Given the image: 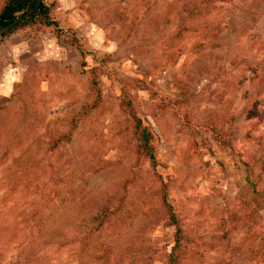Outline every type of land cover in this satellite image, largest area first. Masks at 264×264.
Here are the masks:
<instances>
[{
  "label": "rangeland",
  "instance_id": "rangeland-1",
  "mask_svg": "<svg viewBox=\"0 0 264 264\" xmlns=\"http://www.w3.org/2000/svg\"><path fill=\"white\" fill-rule=\"evenodd\" d=\"M44 2L0 36V264H264V0Z\"/></svg>",
  "mask_w": 264,
  "mask_h": 264
},
{
  "label": "trees",
  "instance_id": "trees-1",
  "mask_svg": "<svg viewBox=\"0 0 264 264\" xmlns=\"http://www.w3.org/2000/svg\"><path fill=\"white\" fill-rule=\"evenodd\" d=\"M37 0H4L0 6V27L7 25L19 15H22L35 5ZM41 24L44 26H57V22L50 17V7L42 1L37 9L24 20L17 23L10 29L0 33V36H9L16 30ZM126 114L129 118L131 132L134 137V153L136 157H144L151 165H155L156 158L152 144V133L143 125L141 119L137 116L134 107L128 103L125 106ZM165 198V196H164ZM179 237L176 235L175 244L168 255L167 264H180L179 258Z\"/></svg>",
  "mask_w": 264,
  "mask_h": 264
},
{
  "label": "water",
  "instance_id": "water-1",
  "mask_svg": "<svg viewBox=\"0 0 264 264\" xmlns=\"http://www.w3.org/2000/svg\"><path fill=\"white\" fill-rule=\"evenodd\" d=\"M42 1L44 0H37L35 5L31 7L28 11H26L22 15H19L17 18H15L13 21L8 23L7 25L0 27V33L10 29L11 27L15 26L17 23L24 20L25 18H28L37 9V7L40 5Z\"/></svg>",
  "mask_w": 264,
  "mask_h": 264
}]
</instances>
